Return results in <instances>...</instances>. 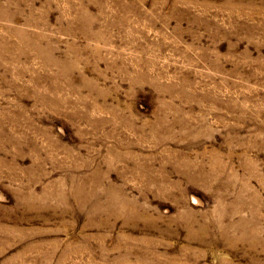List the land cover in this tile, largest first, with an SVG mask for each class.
<instances>
[{
    "label": "rangeland",
    "instance_id": "rangeland-1",
    "mask_svg": "<svg viewBox=\"0 0 264 264\" xmlns=\"http://www.w3.org/2000/svg\"><path fill=\"white\" fill-rule=\"evenodd\" d=\"M0 264H264V0H0Z\"/></svg>",
    "mask_w": 264,
    "mask_h": 264
}]
</instances>
